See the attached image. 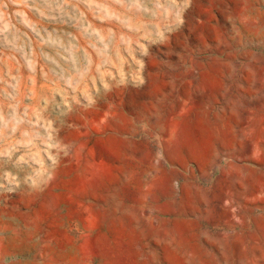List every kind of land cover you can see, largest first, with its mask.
Wrapping results in <instances>:
<instances>
[{"label":"rangeland","instance_id":"374dc122","mask_svg":"<svg viewBox=\"0 0 264 264\" xmlns=\"http://www.w3.org/2000/svg\"><path fill=\"white\" fill-rule=\"evenodd\" d=\"M0 264H264V0H0Z\"/></svg>","mask_w":264,"mask_h":264}]
</instances>
